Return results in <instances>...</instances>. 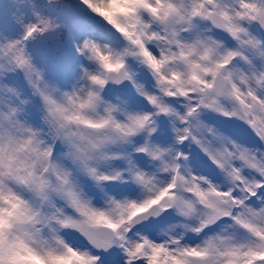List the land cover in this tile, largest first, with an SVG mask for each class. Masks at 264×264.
<instances>
[{
    "label": "snow or ice",
    "instance_id": "1",
    "mask_svg": "<svg viewBox=\"0 0 264 264\" xmlns=\"http://www.w3.org/2000/svg\"><path fill=\"white\" fill-rule=\"evenodd\" d=\"M3 3L0 264H264V0Z\"/></svg>",
    "mask_w": 264,
    "mask_h": 264
},
{
    "label": "rangeland",
    "instance_id": "2",
    "mask_svg": "<svg viewBox=\"0 0 264 264\" xmlns=\"http://www.w3.org/2000/svg\"><path fill=\"white\" fill-rule=\"evenodd\" d=\"M3 7H7V0H4V3H3V5H2ZM102 23V22H101ZM244 139H246V140H250L251 139V137H250V135H247V134H245L244 135Z\"/></svg>",
    "mask_w": 264,
    "mask_h": 264
}]
</instances>
